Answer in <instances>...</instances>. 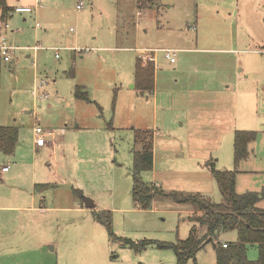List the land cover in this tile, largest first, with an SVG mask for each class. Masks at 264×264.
Here are the masks:
<instances>
[{
	"label": "rangeland",
	"instance_id": "1",
	"mask_svg": "<svg viewBox=\"0 0 264 264\" xmlns=\"http://www.w3.org/2000/svg\"><path fill=\"white\" fill-rule=\"evenodd\" d=\"M77 1L41 0L36 12L13 13L7 19L6 36L17 49L9 64L0 63V125L18 127V143L12 157L0 153V163L10 161L12 168L13 161L25 162L28 171L24 168L9 183L0 180V204H26L13 194L30 191L33 176L36 204L46 212L36 214L34 223L28 220L29 212L3 213L10 219L0 225V264H174L172 249L140 243L186 238L195 224L188 219L193 209L162 195L154 197L149 208L135 205L132 153L139 145L134 132L154 130L156 139L153 167L142 171L140 179L162 184L165 192L175 190L162 179L190 172L180 166L189 163L192 143L187 137L196 135V128L188 125L185 109L176 103L177 93L168 88L174 82L212 86L210 78H216L213 86L234 89L239 84V116L250 120L248 130L256 137L236 167L237 182L244 191L264 188V0H155L147 6L137 0H85L80 9ZM21 2L37 6V0ZM212 29L219 37L214 48L229 47L216 43L220 40L235 49L210 53L209 60L200 62L195 80L189 81L184 54L176 50L172 64L162 49L189 48L195 35L202 47ZM144 49L156 58L155 89L142 96L131 84L135 58ZM214 57H223L221 62L227 64ZM180 66L185 71L174 70ZM77 86L89 101L75 95ZM41 93L48 98L39 99ZM35 127L52 132L46 137L50 144L36 149ZM228 139L218 151H209L214 160L219 156L220 161H214L218 169L233 156ZM166 140L171 146L181 142L185 155L172 158ZM190 193L222 202L214 179L208 192ZM83 197L91 198L95 207H84ZM258 206L264 208V199ZM93 210L110 213V232L93 218ZM124 238L136 244H125L120 240ZM236 238L234 230L219 236L224 242ZM257 254L249 245L247 257L256 259ZM187 264H216L212 243Z\"/></svg>",
	"mask_w": 264,
	"mask_h": 264
},
{
	"label": "trees",
	"instance_id": "2",
	"mask_svg": "<svg viewBox=\"0 0 264 264\" xmlns=\"http://www.w3.org/2000/svg\"><path fill=\"white\" fill-rule=\"evenodd\" d=\"M155 0H137L141 6L152 5ZM12 8L6 0H0V20L10 17ZM155 65L152 61H143L140 57L134 63V88L141 94H152L154 90ZM75 95L89 101L88 94L75 89ZM116 94H114L115 99ZM132 153V198L140 208H149L152 200L158 195L172 199L177 204L191 206L193 212L188 217L195 222L186 238L175 242L142 240L141 245L154 244L158 248H170L175 254L174 264H187L190 258L207 244L212 243L216 264H264V208L258 203L264 199V188L261 191H246L238 193L235 189L236 169H217L212 162H205L219 189L222 202L215 203L210 198L199 193L183 191L165 192L154 183H145L140 179V173L152 169L153 166V131L136 129ZM256 137L254 130L237 129L233 134V160L235 165L248 154V143ZM18 139V128L0 125V151L12 154ZM77 191V190H76ZM93 218L104 224L111 231L110 213L105 210H93ZM234 230L237 238L232 242H221V232ZM121 241L133 246L131 240ZM223 243L226 246H223ZM139 245V243H138ZM256 246L257 258L247 257L248 246Z\"/></svg>",
	"mask_w": 264,
	"mask_h": 264
},
{
	"label": "crops",
	"instance_id": "3",
	"mask_svg": "<svg viewBox=\"0 0 264 264\" xmlns=\"http://www.w3.org/2000/svg\"><path fill=\"white\" fill-rule=\"evenodd\" d=\"M22 1L24 2V0ZM39 1L41 2V0ZM19 2H21V0H15V3H10L9 0H6V4L12 9L15 6H19L20 5ZM38 7H41V6L37 5L36 7H33L32 12L16 13V14H22V15L32 14L33 12H36L37 10L36 8ZM13 13L15 12L11 11L10 17H12ZM137 13L139 14L140 11H138ZM38 27H40V24ZM7 31L8 30L5 29L3 26V20H0V35L6 36ZM217 35L218 33L215 30L213 29L210 30V33L206 34V36L203 37L202 47L198 46L199 37L195 35L193 39L194 42L192 43V46L189 48L173 47V48H164L162 50L164 51V53H165V49H172L174 51L175 60L173 62H171L169 59L165 57L166 60H168L169 63H172V64L176 63L177 61L176 60V50L177 51L179 50V52H182V54H184L182 55V58L186 60L185 66L187 67L189 71V76H187V78L189 81H193L196 78L195 74L199 71L198 69L200 66V62L209 60V57L211 56L210 53L225 54L235 49L231 47V43L220 42V40H217L218 42L216 43H219L221 45H229V47L214 48L213 45H214L215 40L219 39ZM236 52L238 53L241 51H236ZM253 52H254L253 54H255L256 51L253 50ZM14 53L12 55V59H13ZM142 55L150 56L148 60L143 59V61H152L154 65H156L155 64L156 58L153 54V51L146 50V49L139 50V55L137 57L141 58ZM29 56L30 55L28 54L26 55V57H29ZM214 59H217L218 62H220L221 64H227V63L221 62L223 57H219V58L214 57ZM11 61L7 63L9 64ZM0 63L6 64L3 62H0ZM185 66L174 67V70L178 72H182L183 70L185 71ZM215 79L216 78H210V80L208 81L209 84L212 86H198L193 83H190V85H177V82H174L173 86L168 88L169 93H177L176 103L177 105H179V107L185 109L184 112L186 115V121H188V125L190 126V124H193L194 127L196 128V135L192 136L190 133H188V137H187V140H189L192 143V150L190 151V153H187L189 163L187 164V166H183V165L180 166L181 167L180 169H188L190 170V172L186 173V175H184L181 178L172 177L169 175L162 179V181L164 182V186L168 187L169 189H175L172 191H180L178 189H181V191L183 192H185L184 190H189V192H208L213 186V177L211 175L210 170L206 166L205 162L211 159L216 167V164L214 161H220L219 156L218 158L214 160L211 152L209 153V151L211 149L212 151H218L220 146H222V142L224 141L225 145L228 144L230 142L228 138L231 137L232 152H233L234 131L237 129H243V130L249 129L248 125L250 123V120L246 117H243L242 115L239 116L238 94L241 92L239 89H237V86L239 84L234 89H232L230 85L213 86L215 85V82H214ZM131 87L134 88V83L131 84ZM154 89H155V85H154ZM153 93H154V90L152 94ZM137 94L144 96V94H141V93H137ZM187 116H188V119H187ZM9 126H12V125H9ZM204 129L205 130L210 129L211 132L209 134L205 133ZM152 131H153V162H154V143L156 144L155 142L156 139H155V132L154 130ZM17 143H18V139H17ZM17 143H16V146H17ZM50 143L51 141L47 142V144H50ZM34 146L36 147V149L43 148V146H37L35 142H34ZM196 146L202 147L201 151L203 152H199L198 149L196 150ZM165 149L169 151L172 158L176 156L182 157L185 155L181 142L174 141L171 146V144H169V142L166 140ZM227 151L228 150H226V152ZM0 153L6 156L7 158L12 157V154H13L12 153V154L7 155V154L2 153L1 151ZM240 161L235 165L233 156H232V158L230 157L227 158L226 162L221 167L222 169H230L232 166L231 169L233 168L236 169L237 166L242 164L240 163ZM9 162L7 161V162L0 163V180H4L7 183H9L10 180L14 179V177L17 176L24 168L28 171L27 169L28 163H25V162L18 163L17 161H13L12 168H10ZM4 166L9 167L7 171H2V167ZM236 171L237 173L240 172L237 169ZM237 173H236V179H235L236 191L238 193H243V192L248 191V190L244 191L242 184L240 185V189H239V183L237 182V179H238ZM155 184L162 189V184L160 185L157 183ZM36 185H37V182L32 176L30 178V183L27 185V188L30 191L28 192L26 191L25 194H23L20 191H17L19 194H16V193L13 194L16 200L25 201L26 204H22V205L17 204L13 206L0 204V212H1L0 213V225L1 226L5 221H8L10 219L4 216L3 213L5 211L14 210V211L29 212L28 220L30 223H34L36 214H43L44 212H46V209L44 207L36 204V194L34 193ZM188 208L190 209L191 206H189ZM221 242H224V241H221ZM53 248L54 246H50L51 250Z\"/></svg>",
	"mask_w": 264,
	"mask_h": 264
},
{
	"label": "built area",
	"instance_id": "4",
	"mask_svg": "<svg viewBox=\"0 0 264 264\" xmlns=\"http://www.w3.org/2000/svg\"><path fill=\"white\" fill-rule=\"evenodd\" d=\"M84 1L85 0H78L76 3V8L80 9L84 6ZM37 5H41V2L39 0H37ZM33 7L31 6H15L13 7L12 11L15 13H28V12H32ZM3 26L5 29H8V23H7V19L3 20ZM36 26H39V23H36ZM17 48L13 45H11L6 36L5 35H0V62L3 63H7L9 61H11L12 59V55L14 53V51ZM264 53V51H263ZM57 56V55H56ZM165 57L167 59H169L171 62H173L175 60V53L172 49H165ZM43 81H41L42 84ZM39 99H47L48 98V94L46 93H41L38 94L37 96ZM34 132H35V143L37 146H45L48 142V140L46 139L47 136L51 135L52 132H44V130L41 127H35L34 128ZM8 166H4L2 167V171H7L8 170ZM223 246L225 247L226 244L223 243Z\"/></svg>",
	"mask_w": 264,
	"mask_h": 264
},
{
	"label": "water",
	"instance_id": "5",
	"mask_svg": "<svg viewBox=\"0 0 264 264\" xmlns=\"http://www.w3.org/2000/svg\"><path fill=\"white\" fill-rule=\"evenodd\" d=\"M83 202H84L85 207L87 208L92 209L95 207L94 201L89 197H83Z\"/></svg>",
	"mask_w": 264,
	"mask_h": 264
}]
</instances>
